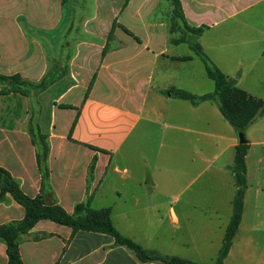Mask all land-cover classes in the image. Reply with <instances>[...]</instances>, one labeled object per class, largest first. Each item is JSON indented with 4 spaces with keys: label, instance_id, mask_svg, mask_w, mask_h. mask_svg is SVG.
<instances>
[{
    "label": "crops",
    "instance_id": "0c3cea01",
    "mask_svg": "<svg viewBox=\"0 0 264 264\" xmlns=\"http://www.w3.org/2000/svg\"><path fill=\"white\" fill-rule=\"evenodd\" d=\"M115 1L0 0L1 75L19 74L37 83L50 73L53 63H69L65 77L69 84L58 93L63 106L59 103L52 113L56 132L51 141L58 150L51 153L50 185L55 199L48 203L55 201L69 213L82 202L90 201L93 208L96 200L106 198L102 194L106 183L122 180V189L115 190L118 201L111 209L113 222L118 218L123 225V235L148 251L215 264L233 216L236 187L230 167L238 133L221 113L218 100L195 106L163 94L172 88L199 96L215 91L207 81L204 63L189 43H171L182 35L170 33L171 0H123L118 9ZM180 1L188 25L206 27L197 37L206 54L239 88L254 96L247 81L264 79V25L250 19L251 23L238 27L233 21L264 0H247L241 8V0ZM156 12L159 17H154ZM123 13L136 22L128 21L133 28L119 23ZM134 31L144 33V39ZM54 33L58 42L55 54L50 43ZM187 38L194 37L189 34ZM115 41L118 43L112 44ZM55 89L59 86L50 90ZM150 127L158 128L161 137L154 153L147 149L154 157L168 151L165 145L169 141L179 157L192 163L194 158L208 160L202 175L222 160L219 169L232 178L230 191L222 186L230 215L222 220L215 208L218 202L199 200L194 194L196 182L160 188L154 174L157 163L141 161L137 169L125 165L121 170L120 157L126 163L146 150L141 143L149 139L144 134ZM249 144L247 180L250 151L259 142ZM258 160L256 216L246 242L239 246L243 214L225 264H264V155ZM17 179L24 188L25 178ZM131 180L135 183H124ZM41 182L40 175L34 174L30 196L40 194ZM24 216L25 212L21 220ZM45 224L52 225L48 239L20 245L23 264H164L142 262L106 234L74 233L49 221L39 222L28 236L41 235ZM7 262L6 246L0 243V264Z\"/></svg>",
    "mask_w": 264,
    "mask_h": 264
},
{
    "label": "rangeland",
    "instance_id": "374dc122",
    "mask_svg": "<svg viewBox=\"0 0 264 264\" xmlns=\"http://www.w3.org/2000/svg\"><path fill=\"white\" fill-rule=\"evenodd\" d=\"M115 2L116 9H118L119 5L124 1L116 0ZM137 2L138 0H136V3ZM240 2H242L241 5H239L241 8V6H245L247 0H241L238 4H240ZM152 3H154V1H152ZM159 15L160 12H156L154 17H159ZM250 19H252L254 24H258L259 26L264 25V1L258 3L252 10L242 13V15L238 18V21L236 20V22L234 20L233 24L238 27L247 25L251 23ZM118 21L121 25L130 29L133 27L128 23V21L134 24L136 23L132 17L126 13L119 16ZM134 32L136 35L140 36L141 39H144V33L138 31ZM254 34L255 33H253L252 36H254ZM53 38L54 39H51L50 43L53 42L54 44L52 45L54 46L52 47V50L55 54L58 49L57 33H54ZM116 43L118 42L115 41V43L112 44ZM262 45L264 47V44ZM57 59L58 57L56 54L55 60ZM50 73L56 77L55 82L44 92L32 89L29 96L16 92L5 94V92L12 88V84L10 82L0 83V167L5 168L11 174L14 180L19 184L22 191L28 196L33 193L30 182L34 177V174L38 173L42 179L40 194H43L47 202L55 199V193L50 185L52 173L51 153L52 151L58 150L56 148L58 145L56 143L53 145L51 141L52 133L56 132V129H54L52 125V113L55 108H58L57 105L62 102L58 101L60 98L58 93L69 84V81L65 78L69 73V63H53ZM207 81L210 83L211 88L215 89V84L210 80ZM40 82L32 83L38 84ZM54 85H57V87L59 86V90H50ZM247 86L251 88L255 97L264 100V79L249 80L247 81ZM76 98L79 97L77 96ZM60 106L63 105L61 104ZM245 133L248 137L249 143L250 141H257L259 142V145L252 147L250 151V159L248 161V192L245 199L246 207L239 246L244 245L246 242L247 233H249L256 216V210L254 207L259 199L257 192L259 181L256 172L261 166L258 157L260 155H264V117H259L255 124L252 126L250 125ZM144 136L149 138L147 141L141 143V146L146 150L140 151L136 159L129 162L126 161V163H124L120 157L117 162L120 165L121 170L124 169L125 165H130L137 169L141 161L151 165H155L157 163V166L159 167L158 169H154V174L156 184L160 188L177 187L196 182V186H194V190H196V192L193 193L196 194L199 200L209 201L208 203L218 202L215 208L220 211L222 220L231 214L230 208L227 207L228 202L224 197H222V186L226 189V192L227 190L230 191L232 187V178L231 174L228 175L227 172H224L223 174L222 169H219V165H222V160L221 162L218 161L217 164L214 165L213 169H211L207 174L202 175L207 168L206 166L208 160L206 158H194L195 160L192 163L191 159L179 157L176 153H174L172 151V149H174L173 143H170L169 141L166 142L165 145V149H168V151L164 150L163 154L159 158L154 157L153 153L155 146L161 138L160 132L158 128L150 127ZM156 141L157 143H155ZM44 143H46L48 147L47 158L45 162L41 161L42 164L40 165L39 158H41L44 153ZM147 149H153V153L151 151L148 152ZM44 164L49 170V178L47 181L48 185L46 187H43ZM93 176L94 175L90 176L89 173V178ZM17 177L25 178L27 184L24 188H22ZM124 183L132 184L135 183V181H125ZM121 184H123L122 180L118 179H116V181L114 180L106 183V186L102 190V194L106 196V198L96 200L93 209L98 210L113 207L118 201V195L115 190H121ZM3 189L4 184L3 182H0V226L13 225L21 221L25 210L9 193H6ZM190 193L191 191L188 192L187 195ZM76 205L70 214L75 213ZM118 220L119 219L116 218L114 221L115 227L119 231L123 232V225H120ZM44 227L43 233H39L41 235L35 234L34 236H28L29 234H27L22 236L20 239V245L23 242L32 241L33 239L36 241L43 240L44 238L48 239L49 234H47V231L52 229V225L45 224ZM64 242L67 241L65 240ZM0 243L6 246L5 242L2 240H0Z\"/></svg>",
    "mask_w": 264,
    "mask_h": 264
},
{
    "label": "trees",
    "instance_id": "16d2710c",
    "mask_svg": "<svg viewBox=\"0 0 264 264\" xmlns=\"http://www.w3.org/2000/svg\"><path fill=\"white\" fill-rule=\"evenodd\" d=\"M171 4L173 9L170 33H182L181 37L171 39V43L174 45L186 42L189 43L191 49L204 63L208 78L215 84V91L212 94L199 96L186 90L172 88L163 92V94L176 99L188 100L195 106L201 102L218 100L221 113L236 132L238 134L246 132L258 117L264 116V100L256 98L245 90L239 88L234 80L228 78L214 64L204 51L202 45L197 41V37L203 34L206 27L202 26L195 28L189 26L184 16L181 1L171 0ZM189 34L193 35L194 38L192 40H188L187 36ZM55 80L56 77L51 75V73H49L38 84L24 80L19 74L12 76L0 74V83L10 82L12 84V88L5 92V94L16 92L29 96L32 89L44 92L55 82ZM47 149V144L44 143V153L42 157L39 158L40 165L42 162H45L47 158ZM249 149V141L244 145L238 144L236 146L234 164L230 167L236 187V195L233 201V216L226 229L223 246L215 264H225V260L228 257L234 238L242 222L245 208V196L248 189L247 155ZM96 163L97 157L93 159L90 166V176L93 175ZM48 178L49 170L44 164L43 187L48 185ZM0 182H3L4 184L3 190L6 193H9L25 210L24 218L18 223L0 226V240L6 244V252L8 256L7 264H23L20 255V239L22 236L29 234L41 221H50L60 226L69 227L74 233L84 231L102 233L111 236L115 239L118 246H124L133 251L142 262L201 264L181 257L162 255L144 249L140 244L123 235L115 227L111 208L96 210L91 207V202L88 201L77 204L75 213L70 214L57 202L53 201L48 203L43 194H39L36 197L26 195L11 174L3 167H0Z\"/></svg>",
    "mask_w": 264,
    "mask_h": 264
},
{
    "label": "water",
    "instance_id": "95a60500",
    "mask_svg": "<svg viewBox=\"0 0 264 264\" xmlns=\"http://www.w3.org/2000/svg\"><path fill=\"white\" fill-rule=\"evenodd\" d=\"M248 142L247 136L245 132H241L238 134V143L244 145Z\"/></svg>",
    "mask_w": 264,
    "mask_h": 264
}]
</instances>
